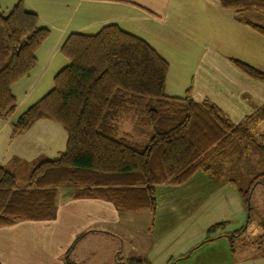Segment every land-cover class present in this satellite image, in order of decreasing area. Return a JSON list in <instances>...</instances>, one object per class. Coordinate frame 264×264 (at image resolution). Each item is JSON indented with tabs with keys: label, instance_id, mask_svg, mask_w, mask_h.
Segmentation results:
<instances>
[{
	"label": "crops",
	"instance_id": "obj_1",
	"mask_svg": "<svg viewBox=\"0 0 264 264\" xmlns=\"http://www.w3.org/2000/svg\"><path fill=\"white\" fill-rule=\"evenodd\" d=\"M18 1L0 0V14L7 15ZM23 1L50 33L36 52L35 68L12 86L15 113L0 118V167L15 170L23 164L55 160L65 152L68 135L58 123L40 120L17 136L12 134L13 124L52 90L54 77L68 65L61 54L66 39L74 33L96 34L111 24L147 42L168 63L166 95L180 98L190 89L194 101L217 105L234 124L264 105V84L233 63L240 61L264 72V36L245 23L264 27L262 13L248 19L223 8L219 0ZM198 51L203 55L189 65L187 56L192 61ZM196 76L200 85L193 88ZM228 87L233 89L228 92L232 99L228 93L224 96L229 109L215 98H221ZM133 112L122 114L116 122L117 138L121 137L119 121ZM125 134L131 139L129 132ZM27 180L23 173L17 185ZM209 182H213L209 174L197 172L181 186H158L153 225L148 210L123 212L111 202L75 198L71 189H59L53 220L19 221L0 228V264H90V258L94 264H106L105 260L111 264L133 260L142 264H264V243L259 241L263 234L257 226L251 230L242 189L229 179L207 189ZM217 224H223L218 236L207 241V231ZM240 230L231 244L229 236ZM255 235L259 243L255 239L245 242ZM225 238L229 252H216L214 246ZM108 244L109 251L103 248Z\"/></svg>",
	"mask_w": 264,
	"mask_h": 264
},
{
	"label": "trees",
	"instance_id": "obj_2",
	"mask_svg": "<svg viewBox=\"0 0 264 264\" xmlns=\"http://www.w3.org/2000/svg\"><path fill=\"white\" fill-rule=\"evenodd\" d=\"M219 3L240 14L264 13V0ZM245 23L264 36V27ZM49 33L23 0L7 15L0 14L1 119L15 113L12 86L35 68L36 52ZM61 54L68 65L54 77L52 90L17 118L12 134L21 135L36 122L49 120L66 131V150L55 160L23 164L32 169L24 189L17 185L21 165L15 170L0 167V228L19 221L53 220L58 190L66 185L78 189L75 198L105 200L123 212L148 210L153 225L158 186H181L197 172L210 174L228 165L242 155L243 142L254 140L252 131L264 128V105L234 124L217 105L194 101L190 90L180 98L166 95L168 63L147 42L115 24L94 35L71 34ZM233 63L264 84L263 71ZM136 107L148 128L141 144L115 135L116 122ZM259 182L264 183V174L241 192L249 213L250 192ZM222 227L209 228L207 241ZM242 232L229 236L231 244Z\"/></svg>",
	"mask_w": 264,
	"mask_h": 264
},
{
	"label": "rangeland",
	"instance_id": "obj_3",
	"mask_svg": "<svg viewBox=\"0 0 264 264\" xmlns=\"http://www.w3.org/2000/svg\"><path fill=\"white\" fill-rule=\"evenodd\" d=\"M3 11H5L4 9H1ZM236 11V10H235ZM262 13L260 11H250V12H242L241 16H249L247 17L248 19L250 18V16L252 17L253 13ZM264 14V13H262ZM87 33V32H85ZM88 33H96V32H88ZM94 35V34H92ZM203 51H198L196 52L195 56H194V60L190 61L188 56H187V63L190 65H192L194 63V61L199 59V57H201L203 55ZM195 63V64H196ZM187 70V67H185ZM184 80H188L185 79V77H182V81ZM193 82V88H196V86L200 85V77L196 76L195 80L192 81ZM171 83H169L170 85ZM233 87V86H232ZM190 90V89H189ZM233 89L228 87L227 92H223L221 98H217L215 96V98L219 101V103H221L223 106L225 105V107L227 106V102L224 100V96L229 92L232 91ZM228 96L232 99V97L230 96V94L228 93ZM247 104H245L246 106ZM229 109V107L227 108ZM139 110L138 107L135 108L136 113H129L128 115L126 114L123 118L122 121H119L118 127H119V132L121 134L120 138H126V134L125 132H129L131 139H128L132 142L135 143H144L146 141V136L148 133V128L145 125V119L144 117L139 114V112L137 111ZM264 128L259 127V129L256 131H252V135L254 136V140L253 141H246L243 142V151H242V155L239 158H236L234 161H232L231 163H229L228 165H223L220 167H217L215 169H213V171L209 174L211 177V180L213 182H209L207 183V189H210L211 187H213L215 184H217L218 182L221 183L223 181H227L232 180L233 182H235V185L239 188L242 189L241 192L245 191L248 189V187L251 186L252 182H254L255 178L261 174H264V133H263ZM25 169H27L28 171H25ZM23 168V165H21V170L24 174L26 175H30L31 174V170L32 169H28ZM18 188H23L24 186H26L23 183H18ZM60 189H71L73 191V193H77L78 189L76 187L73 186H64ZM253 193H252V199L251 202H249V207L251 208V212L249 213V220L251 221V230H255L256 226L259 227L260 229H256L258 230L257 232H261L263 241L261 239H259V241H261V243H264V184L262 182L256 183L253 186L252 189ZM220 230V229H219ZM214 232V234L212 235L214 236H218L216 234H218V231ZM253 232V231H252ZM256 232V233H257ZM260 235V234H259ZM258 235H255L253 237L248 236V240H246L245 242H247V244L253 243L254 239L257 237ZM256 240V239H255ZM256 243L258 242L257 240L255 241ZM99 243H103V242H99ZM259 243V242H258ZM105 245V244H103ZM226 246V247H223ZM110 245H106L103 246V248L107 251H109L110 249ZM101 252H102V248L100 247ZM214 249L216 252H222V250L226 249L227 252H229V242L228 239H222V243L218 245V243L214 246ZM90 264H94V258H90L89 261ZM104 263L106 264H111V262H108L107 260L104 261ZM123 264H142V263H136L134 261H126Z\"/></svg>",
	"mask_w": 264,
	"mask_h": 264
}]
</instances>
